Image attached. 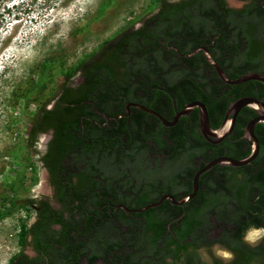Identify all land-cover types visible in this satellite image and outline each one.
<instances>
[{
	"label": "trees",
	"instance_id": "obj_1",
	"mask_svg": "<svg viewBox=\"0 0 264 264\" xmlns=\"http://www.w3.org/2000/svg\"><path fill=\"white\" fill-rule=\"evenodd\" d=\"M246 1L242 8L236 9L228 7L225 0H151L146 11H156L145 17L140 27L125 32L114 43L106 41L107 48L99 59L85 66L84 62L93 55L89 53L68 70H63L58 60L42 62L40 77L18 97L15 107L16 119L24 127L21 140L12 152L19 170L5 178L11 197L8 206H4L7 195L1 197L0 219L18 206L26 207V199L19 196L21 190H26L21 169L25 165L31 167L30 184L37 179L36 166L27 148L35 143L39 130L50 127L54 137L43 158L51 173H62L53 175L54 179L58 178L57 195L68 201L65 204H71L66 207L65 218L61 212L45 208L32 227L27 228L25 222L20 224V245L26 243V235L31 231L34 247L41 254L36 259L16 254L9 258L8 264H44L43 260L48 264H202L198 249L215 242L236 251L231 264H248L253 255L264 257V241L253 248L240 240L246 226L259 225L264 220V126L261 124L254 130L259 139L258 159L238 168L212 166L200 174L195 195L183 205L163 200L142 212L120 211L115 214L119 224L114 225L113 220H103L106 217L96 206L97 201L89 207L82 202L83 192L69 187L71 169L79 171L78 184L92 179L91 172L98 169L111 174L104 179H112L108 182L111 187L117 181L119 188L115 191L132 206L146 205L164 192L178 198L191 191L189 177L193 174L195 157L201 156L200 166L209 158L206 156L209 146L195 130L190 141L182 125L173 126L169 129L171 145L156 133H151L153 144L145 141L147 136L132 141L130 136L122 135L121 127L112 141L111 133L105 134L92 120L103 121L99 111L109 115L120 111L124 99H137L155 108L159 101V106L166 109L171 105V97L159 88L164 86L178 106L185 101L201 100L211 125L216 126L213 113L222 114L228 102L241 92L232 87L235 94H219L227 85L221 82L208 85L209 77L203 73L210 66L202 54L189 58L180 54L191 52L203 42L210 43L214 36L213 56L226 55L219 63L226 67L231 78L239 70L241 73L258 70L264 74V0ZM182 62L185 64L180 68ZM82 66H85V80L75 89L70 88L65 80ZM48 68L63 76L64 81L59 85L63 91L53 108L44 106L54 94L29 113L26 97L35 88L44 87ZM203 87L207 92H203ZM138 115L134 121L150 117L141 111ZM237 131L236 136L241 133L239 127ZM241 147L240 143L234 146L231 156L240 158L247 154L241 152ZM161 150L167 151V163L151 165L147 156ZM95 185L94 180L88 183L89 191H94ZM111 187H106L105 193ZM68 190H71L70 199H67ZM91 195L96 197L97 193ZM52 223H58L59 228H51ZM215 233L219 235L214 237ZM212 264L222 263L212 259Z\"/></svg>",
	"mask_w": 264,
	"mask_h": 264
},
{
	"label": "rangeland",
	"instance_id": "obj_2",
	"mask_svg": "<svg viewBox=\"0 0 264 264\" xmlns=\"http://www.w3.org/2000/svg\"><path fill=\"white\" fill-rule=\"evenodd\" d=\"M107 1L0 0V208L1 197L7 195L4 206L9 205L11 197V191L5 186V178L19 170L13 162L12 152L21 140L24 127L16 119L15 107L18 97L40 77L42 62L58 60L62 69L68 70L101 41L125 26L137 25L147 14L146 7L151 2ZM227 2L235 8L242 5L239 0ZM45 75L44 87L35 88L26 97V110L29 113H33L48 96L55 94L64 81L62 75L49 68ZM37 146L34 143L27 148L36 170ZM21 170L26 188L19 192L21 200L37 195L39 190L48 192L40 169L32 184L31 167L25 165ZM33 214L31 208L18 206L0 219V259L8 261L21 249L19 226L32 220Z\"/></svg>",
	"mask_w": 264,
	"mask_h": 264
},
{
	"label": "flooded vegetation",
	"instance_id": "obj_3",
	"mask_svg": "<svg viewBox=\"0 0 264 264\" xmlns=\"http://www.w3.org/2000/svg\"><path fill=\"white\" fill-rule=\"evenodd\" d=\"M239 1L242 2L241 7H239V8H242L243 5H245V3L247 2L246 0H239ZM225 2H226V5L228 7H232L228 4L227 0H225ZM232 8H235V7H232ZM239 8H236V9H239ZM155 11L156 10H153L151 12H147L145 17H147L151 13H154ZM145 17L142 18L138 22L137 25L131 24L130 26H125V27L121 28L113 36L101 41L94 50L89 52V53L93 52V55L91 57L87 58V60L84 62V65L86 66L87 64L91 63L92 61L99 59L100 55L103 54V52L107 48L108 43L109 44L114 43L119 38H121L125 32L140 27L142 25V22L145 19ZM213 37L214 36H211V38H210L211 42L210 43L203 42L201 44H198L194 49L191 50V52L186 53V54H180V55L183 58H189L190 56L199 54V52H200V54H202V56L204 57V59L207 61V63L210 66L209 69H206L203 73L204 75H207L209 77L208 85L209 86L219 85L220 82L227 85V86L222 87L221 91H219V94H221L222 92H227L226 95H228V93H230L231 95L235 94L234 93L235 90H233L232 87L237 89V91L241 92L234 99H232L230 102H228V104L225 107V109L223 110L222 114L213 113L212 120H213V122L217 121V124H216V126H212L210 123V120H209V124L213 130H216L223 124V122L225 120V114H226V111H227L229 104L231 102H233L234 100H236L237 98L243 97V96H250V97L259 99V100L264 102V85L260 81L252 80V79L246 80L243 82H239V83H228V82L223 81L220 78V76L218 75L215 68L208 61L207 55L210 56L212 58V60L219 65V67L223 71L224 76L231 79V80L238 79L241 76H243L247 73H250V72H257L263 76H264V74L258 70H246L242 73L239 70L234 75V77L231 78L226 72V67L223 68L222 66H220V63H219L220 58H225L226 55L220 54L217 58H215L213 56V54H215L214 48L216 46L215 41H213L214 40ZM106 41L108 43H105ZM89 53H87V54H89ZM87 54H85V55H87ZM84 56H82L81 58H83ZM183 64H185V63L182 62V64H179V67L182 68ZM84 67L82 66V68L77 70L74 74H72L71 76H69L65 80L67 86L75 89L79 84L83 83V81L86 78L85 73L83 72ZM159 88H161L164 93H166L167 95H169L171 97L170 107L164 109L161 105L159 106V104H158L159 101H156L157 108H155V107L148 106V105L142 103L141 101H138L137 99H124L123 106H122V109L120 111L116 112L113 115H109L103 111H99L103 117V121L98 122L96 120H92V122H93L92 124H95V125L99 124L101 129L103 130V132H105V134L111 133V136H112L111 140L112 141L116 140L118 133H119V129L122 127L124 129V132H122L123 136H130L131 137L130 139H132V141L136 140V139L139 140V138L141 136H147V139H145V141L149 142L150 144H153V141L151 139V136H152L151 133H156V134H161L162 137L165 138L169 142V144L173 145V140L169 139V135H170L169 129H172V127L176 126V125H182L183 126V128L186 131V139H188L190 141H193V138L191 136H192V133H194L196 131L195 133L197 135H199L204 140L205 145L209 146L207 149V152H206V154H207L206 156L209 158L207 160H204V164L202 166H200L199 162L201 161V156L195 157L194 163H193V174L191 177H189L190 181H191V186H192V178H193L194 173L196 171H198L199 169H201L209 161H211L217 157H222V156L234 158L231 156V150H232V148H234V146H237L238 143H240L242 146L241 152L242 153L247 152V154H245L243 157H245L249 154V152L251 150V142L252 141L245 134V126L250 119L254 118L257 115L256 112L251 107L243 106L242 108L239 109V111L235 115L232 127L230 128L229 132L223 138L217 139V138L211 137V136L205 137L202 135V133L200 132V128H199V109H198V107H193V108L189 109L187 111V113L178 115L176 117V119L174 120L175 115L178 112H181L187 104L192 103L194 101H200L201 102V100L196 99V100L185 101L181 106H178L176 104V101L173 98V96H171V92L166 87L159 86ZM202 90H203V92H207L205 87H203ZM62 91L63 90L61 88L58 89V91L54 94L53 98L47 104H45V106H44L45 109H51L55 106V103H56V101H57V99H58V97ZM136 93L139 95L142 94V92H140V91H137ZM143 108H147L149 110H152L154 113L148 112L147 110H145ZM36 110H37V108H36ZM206 110H207V108H206ZM139 111L144 112L146 115H148L150 117H146L145 120L140 121V122L134 121L135 118L139 117V115H138ZM155 113L159 116H157ZM208 119H210L209 116H208ZM230 119H231V115L226 119L225 124H229ZM257 124H261V123H256L255 126ZM255 126H254V130H255ZM238 127L241 130V133L236 136V134L238 133V131H237ZM85 128L86 127L82 128V130L84 132H85ZM254 130H253V133H254ZM53 134H54L53 127L48 128L46 131H40L39 130L36 141H35V144L38 145L36 147V155H37V161H38V168L36 171L38 174L39 169L41 170L42 176L47 183L48 192H43V191L39 190V193L37 195L27 196L25 198L26 202H27L26 206L31 208L34 212L32 220H29L26 223L27 228H30L34 224L37 223V221L39 220V214L45 208L54 209L57 212H61L64 218L67 217L66 207L71 204V203L65 204V203H68V201L67 200H61L57 195L58 188H57L56 182H57L58 178L55 177L56 179H54L53 175L56 176L57 174H62V173L60 171H57V174H54V172L51 173L49 171L47 165L45 164V159L43 158L48 153L50 142L54 137ZM254 136L258 142V152L252 161L256 160V158L258 159V153H259V139L255 133H254ZM167 156H168L167 151L161 150L160 153L157 151V152H154V154H151V156H147V157L149 158L151 165H154V163L156 162L159 164V166H161V165L163 166L165 163H167L166 162V159L168 158ZM243 157H240V158H243ZM240 158H234V159H240ZM259 160H261V159H259ZM259 160H258V162H259ZM219 165H225V164H219ZM227 166H229V165H227ZM241 166H243V165H241ZM231 167H233V166H231ZM238 167H240V166H235L233 168H238ZM70 172H72L71 178H70L71 186H69L70 189L73 191L74 190L77 191L78 189L81 190L84 194L83 198H82L83 199L82 202L89 207H92L93 203L97 201L98 203L96 206L98 207V209H100L102 211V213H104V215L106 217L103 220H113L114 225L119 224L115 214H118L120 211H122L125 214L142 212V211H132V210L143 208L144 206L148 205L151 202H156L162 195L170 194L168 192H164L160 196H158V198L155 201H151L146 205L139 206V207L132 206V205L128 204L126 201H124L122 196L115 191V190H117V188H119L117 181H113L112 187H111V184H109L108 182H110L112 179H108V178L104 179V176L107 177L108 175H111L108 171L105 170V173H103L101 170H98V169L94 170L90 174L93 178L90 179L89 181L87 179L84 180L82 184L81 183L78 184V181H79L78 173H79V171H76V169H73V170L71 169ZM93 180L96 181L97 185H95L94 191H89V186H87V185H88V183H92ZM106 187H111V189L108 191V193H105ZM71 190L67 191V195H68L67 199L71 198ZM190 192L191 191L186 192V193L180 195L179 197H181L187 193H190ZM91 193H97V196L93 197L92 196L93 194L91 195ZM170 195H172V194H170ZM94 198H95V200H94ZM178 198H175V199H178ZM163 200H168V199L165 198ZM185 202H183V204ZM171 204H173V203H171ZM174 205H176V204H174ZM251 225H254V224H251ZM59 226L60 225L58 223H52L50 225V227L53 229H57V228H59ZM256 226H264V220L262 223H260L259 225H256ZM248 227H249V225L243 229L242 234L240 236L241 241H243L242 237H243L244 232L246 231V229ZM122 228H123V226H122ZM218 235H219V233H215L213 236L217 237ZM217 244L220 245L221 247L227 248L230 251H232L234 253V256L236 257V251H234L228 245H224V244L219 243V242H215L212 245H210L209 247H201V248H206L211 253L213 245H217ZM198 253H199V249H198ZM16 254L26 256L28 258H33V259H36L40 256L41 253L34 247L33 234L31 231L28 232V234L26 235V243L21 246V249ZM16 254H14V255H16ZM212 259H218V261H220L222 264H224V262L222 260L215 257L214 255L212 256ZM233 260H235V258ZM42 262L44 264H48L47 260H43ZM248 264H264V257L262 255H260V256L253 255L252 257L249 258Z\"/></svg>",
	"mask_w": 264,
	"mask_h": 264
},
{
	"label": "water",
	"instance_id": "obj_4",
	"mask_svg": "<svg viewBox=\"0 0 264 264\" xmlns=\"http://www.w3.org/2000/svg\"><path fill=\"white\" fill-rule=\"evenodd\" d=\"M207 59L210 62V64L215 68V70L217 71L220 78L225 82L239 83V82H243V81L252 79V80H258L264 85V76L261 75L260 73L250 72V73H247V74L241 76L238 79L231 80V79L224 76L223 71L221 70L219 65L217 63H215L210 56L207 55ZM243 106L251 107L257 114L254 118L250 119L245 126V134L252 141L251 142V150L247 156L240 158V159H234V158L226 157V156L217 157V158L209 161L208 163H206L201 169H199L198 171H196L194 173L193 178H192V186H191V192L190 193H187V194L179 197L178 199H175L170 194H164L156 202H151L148 205L144 206L143 208L134 209L132 211H144L150 207L157 206L165 198H167L173 204L182 205L183 202L191 199L195 195L197 188H198V177H199V175L201 173H203L204 171L208 170L209 168H211L212 166H214L216 164H225V165L235 167V166L245 165V164L251 162L255 158V156L257 155V152H258V142L254 136V133H253L254 126L256 123H261L264 126V102L263 101L256 99V98H253V97H250V96H243V97L237 98L236 100H234L233 102H231L229 104L227 111H226V114H225V120H224L223 124L216 130H213L211 128V126L209 124L208 113H207L206 107L200 101H194L192 103L187 104L181 112H178L175 115L174 120L176 119V117L178 115L187 113V111L189 109H191L193 107H198V109H199V128H200V132L202 133V135L205 137L211 136V137H215L217 139H221L229 132L230 128L233 125L236 113ZM143 109L147 110L148 112L154 113L152 110H149L147 108H143ZM230 115H231V119H230L229 124H225L226 119ZM157 116H159V115H157Z\"/></svg>",
	"mask_w": 264,
	"mask_h": 264
},
{
	"label": "clouds",
	"instance_id": "obj_5",
	"mask_svg": "<svg viewBox=\"0 0 264 264\" xmlns=\"http://www.w3.org/2000/svg\"><path fill=\"white\" fill-rule=\"evenodd\" d=\"M243 242L251 247L258 246L264 241V226L249 225L242 237ZM199 255L202 264H212V256L219 258L224 264H231V261L235 258L234 253L227 248L220 245H213L211 255L206 248L199 249ZM0 264H8L7 259H0Z\"/></svg>",
	"mask_w": 264,
	"mask_h": 264
}]
</instances>
